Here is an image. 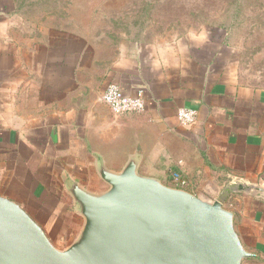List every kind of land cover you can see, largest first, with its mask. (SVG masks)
I'll list each match as a JSON object with an SVG mask.
<instances>
[{
	"label": "crops",
	"instance_id": "1",
	"mask_svg": "<svg viewBox=\"0 0 264 264\" xmlns=\"http://www.w3.org/2000/svg\"><path fill=\"white\" fill-rule=\"evenodd\" d=\"M20 3L0 0V195L47 235L75 237L83 220L67 180L102 191L96 163L120 171L136 155L140 174L172 184L180 173L190 192L224 199L254 254L242 264H264V85L239 78L216 31L122 40L107 57L86 31L28 20L36 2ZM108 83L141 90L145 110L115 116L101 101ZM181 107L194 123H178Z\"/></svg>",
	"mask_w": 264,
	"mask_h": 264
},
{
	"label": "water",
	"instance_id": "2",
	"mask_svg": "<svg viewBox=\"0 0 264 264\" xmlns=\"http://www.w3.org/2000/svg\"><path fill=\"white\" fill-rule=\"evenodd\" d=\"M129 156L120 171L99 160L107 188L93 192L69 179L82 226L63 248L12 199L0 195V264H242L245 249L224 199L208 200L138 172Z\"/></svg>",
	"mask_w": 264,
	"mask_h": 264
},
{
	"label": "rangeland",
	"instance_id": "3",
	"mask_svg": "<svg viewBox=\"0 0 264 264\" xmlns=\"http://www.w3.org/2000/svg\"><path fill=\"white\" fill-rule=\"evenodd\" d=\"M33 1L36 5L26 11L28 20H54L65 30L86 31L91 45L107 57L122 40L158 41L211 29L233 50L232 67L239 78L264 85V0ZM68 20L76 25L67 26ZM47 236L58 248L75 238Z\"/></svg>",
	"mask_w": 264,
	"mask_h": 264
},
{
	"label": "built area",
	"instance_id": "4",
	"mask_svg": "<svg viewBox=\"0 0 264 264\" xmlns=\"http://www.w3.org/2000/svg\"><path fill=\"white\" fill-rule=\"evenodd\" d=\"M101 101L105 103L115 116L130 113H142L145 110V99L141 90L133 95L126 94L120 86L115 83H108L101 94ZM176 118L181 125H190L197 118L196 110L181 107L176 111ZM172 184L175 187L185 188L186 180L180 173L172 174Z\"/></svg>",
	"mask_w": 264,
	"mask_h": 264
},
{
	"label": "trees",
	"instance_id": "5",
	"mask_svg": "<svg viewBox=\"0 0 264 264\" xmlns=\"http://www.w3.org/2000/svg\"><path fill=\"white\" fill-rule=\"evenodd\" d=\"M18 1V0H17ZM21 2V3H20ZM19 3L22 5H32L34 3L33 0H19Z\"/></svg>",
	"mask_w": 264,
	"mask_h": 264
}]
</instances>
